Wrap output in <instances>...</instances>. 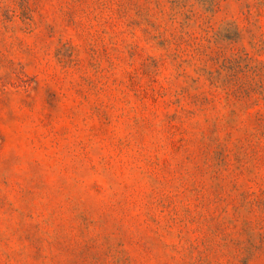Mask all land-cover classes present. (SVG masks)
I'll list each match as a JSON object with an SVG mask.
<instances>
[{"label":"rangeland","instance_id":"obj_1","mask_svg":"<svg viewBox=\"0 0 264 264\" xmlns=\"http://www.w3.org/2000/svg\"><path fill=\"white\" fill-rule=\"evenodd\" d=\"M0 264H264V0H0Z\"/></svg>","mask_w":264,"mask_h":264}]
</instances>
